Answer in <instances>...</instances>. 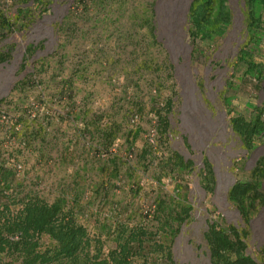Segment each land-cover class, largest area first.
<instances>
[{
    "label": "rangeland",
    "instance_id": "rangeland-1",
    "mask_svg": "<svg viewBox=\"0 0 264 264\" xmlns=\"http://www.w3.org/2000/svg\"><path fill=\"white\" fill-rule=\"evenodd\" d=\"M213 1L202 17L206 6L199 1L190 11L194 0H0L14 23L0 33V50H10L0 63V124L22 103L44 99L38 110L54 117L52 146L20 155L15 181L48 201L84 188L90 208L79 221L91 231L117 205L139 221L163 199L191 207L172 237L160 233L171 264H210L203 236L210 222L244 229L245 254L264 264V7ZM68 78L77 110L89 109L85 120L97 115L101 126L116 125L117 172L108 171L111 156L93 149L97 140L79 134L85 121L67 116L58 92ZM151 99L171 101L161 137ZM172 153L189 162L186 169L164 162ZM105 178L108 192L93 190ZM235 183L257 192L247 222L229 195Z\"/></svg>",
    "mask_w": 264,
    "mask_h": 264
},
{
    "label": "trees",
    "instance_id": "trees-1",
    "mask_svg": "<svg viewBox=\"0 0 264 264\" xmlns=\"http://www.w3.org/2000/svg\"><path fill=\"white\" fill-rule=\"evenodd\" d=\"M199 1L204 4L201 0H194L190 11L196 4H201ZM257 1L264 7V0ZM212 2L206 1L205 13L200 16L210 13ZM13 28L10 17L0 11L1 35ZM9 55V49L0 50V63L6 61ZM72 81V78L64 80L58 92V96L69 104L67 116L72 115V121H85L79 134L92 135L97 140L93 149L99 154L111 156L112 167L108 171L115 173L120 168L118 158L111 151L117 138L116 125L107 122L101 126L97 115L85 120L89 109L77 110L73 101ZM24 82V78L19 80L13 89L21 90ZM5 101L6 98L0 99V104ZM46 105L41 97L33 105L22 103L19 115L7 120L8 123L0 124V130L4 132L3 138H0V264H171L169 246L160 242V233L172 237L177 231V226L173 228L174 224L179 225L188 218L189 205L167 207L165 200L159 199L151 209L142 212L139 221H134L135 214L127 213V205H117L113 216L96 220L94 227H98L91 231L79 221L85 208L89 207V202L81 196L84 188L74 185L71 193L61 192L48 201L32 188L25 190L15 181L16 162L20 155L26 151L33 152L38 146H52L50 134L54 117L41 114L38 110ZM64 107L55 113L59 115ZM170 107L169 99L160 105L151 99L154 132L159 137L168 127L165 111H169ZM235 129L251 130L239 123H236ZM164 162L180 170L186 169L189 164L174 153ZM109 182L105 178L104 182H95L91 187L100 192L103 190L101 187L105 186L107 193ZM256 193L255 187L249 183H235L229 190L230 198L236 202L245 222L248 221L247 212L253 205ZM245 234L244 229L237 230L233 226L224 228L217 222H210L203 235L210 264H263L245 254ZM109 240L111 245L107 244Z\"/></svg>",
    "mask_w": 264,
    "mask_h": 264
},
{
    "label": "built area",
    "instance_id": "built-area-1",
    "mask_svg": "<svg viewBox=\"0 0 264 264\" xmlns=\"http://www.w3.org/2000/svg\"><path fill=\"white\" fill-rule=\"evenodd\" d=\"M152 133V132H151ZM149 141H151L149 138H148Z\"/></svg>",
    "mask_w": 264,
    "mask_h": 264
}]
</instances>
